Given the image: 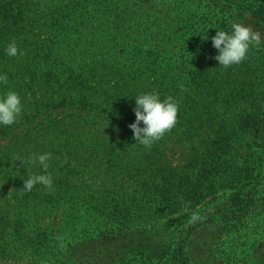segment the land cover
Here are the masks:
<instances>
[{
    "label": "trees",
    "instance_id": "1",
    "mask_svg": "<svg viewBox=\"0 0 264 264\" xmlns=\"http://www.w3.org/2000/svg\"><path fill=\"white\" fill-rule=\"evenodd\" d=\"M246 18L264 38V0H0V73L8 77L0 93L14 89L24 105L14 124L0 126L4 186L21 210L0 212V261L24 264L38 250L28 248L27 228L38 229L37 218L55 207L35 194L42 184L22 189L42 171L26 162L32 153L52 154L48 172L58 193L73 175L101 187L86 209L118 223L97 240L85 234L48 250L35 232L39 255L51 257L41 264H134L130 256L179 263L190 235L208 224L236 232L250 220L253 231H264V46L225 68L211 41L216 28ZM13 39L22 55L5 53ZM150 90L176 98L179 110L175 126L145 147L129 124L135 95ZM207 197L204 214L197 204ZM152 208L170 217L165 224L185 226L182 235L150 242L153 225L145 242L123 243L115 256L94 252L109 244L116 251L123 226L138 221L130 210L149 215Z\"/></svg>",
    "mask_w": 264,
    "mask_h": 264
},
{
    "label": "rangeland",
    "instance_id": "2",
    "mask_svg": "<svg viewBox=\"0 0 264 264\" xmlns=\"http://www.w3.org/2000/svg\"><path fill=\"white\" fill-rule=\"evenodd\" d=\"M196 3H200V0H196ZM242 23L250 25L255 31L260 32L251 18H246ZM79 163L80 162H75L72 165L75 166L76 175L78 177L81 176V163ZM33 167L35 166L33 165L31 169ZM4 182L5 180L0 169V212L21 211L16 207L15 204L17 202L13 199L10 190L4 186ZM100 188L101 187L96 186V184L93 185L91 181H78L74 175L70 183H62V191H60V193H58V189H53L48 192L45 190V186L41 185L38 189L36 186L35 194L37 196L38 194L39 196L41 195L40 200L43 197H46L49 203H55V207L49 209L50 212L47 213L45 219V213L37 218L39 221L38 229L33 230L27 228L29 233H26L25 236L27 241L30 240L28 248L31 247L35 249V247H37L38 250L36 252H34L35 250L33 252L29 250L28 254L24 256L26 260L24 264H41L40 262L46 263L51 259V257H49L50 255H39V248L43 250V247H41V241L34 237L35 232L38 235L43 234L42 238H44L45 241L42 243L45 245V250H48L47 247L62 248L73 241H80L85 234H88V237L97 240L95 236H97L101 230H104L103 228L105 226L108 227V230L111 229V227L117 226L118 223L113 224L114 222L111 221H109V223L101 221V212L98 211L97 207H93L91 210L86 209V202L94 203V197L99 195L98 190ZM210 198L211 197H207L206 200L197 204L198 210H205L204 214H208V210H210L205 204ZM45 203L46 202H44V204ZM33 207L34 205H31V208L29 209H35ZM213 210H215V208H213L211 212H214ZM130 212L132 218L137 214L136 218L138 221L123 226L121 230L124 231V237L119 238L118 243L115 244L116 251H112L114 244H109L108 242H106L109 244L107 245V248L103 247L101 249L100 246L94 251L98 253L99 250H103L104 253H102V258L107 259L112 255L115 256L118 254V249L122 247L123 243H130L133 240L135 241V244L145 242L147 236L150 235V232L146 231V229H150L153 225L158 227L154 231V235L150 237V242L154 243L165 241L166 237H168L167 235L171 231H174L173 233H175L177 237H180L182 235L181 231L185 227L182 224H179V221L174 223L170 221L168 224H165L168 220H171L170 217L160 219L158 216L154 215L156 212L153 208L149 215H144V213L139 214V210L134 209H131ZM150 214L154 215L153 218H148ZM179 214L181 213L176 212L173 213L172 216L177 217ZM50 216L51 219H48ZM128 226L131 227L128 228ZM236 230V232H229L226 229L217 226V224H208L205 227L194 231L190 235L186 244L188 255L182 258L183 261L178 263L174 260L173 263H166L164 260L159 261L158 259H153V262L155 261L156 264H264V231L260 234L253 231L250 220L246 223L240 224ZM31 231L34 232V234H31ZM177 237L175 241H180ZM34 243L36 244L35 246ZM90 244H94V242H90ZM130 258L132 262L134 261V264H141L139 263L140 261L132 259L134 257L130 256ZM0 264L4 263L0 261ZM145 264H149L148 261Z\"/></svg>",
    "mask_w": 264,
    "mask_h": 264
},
{
    "label": "clouds",
    "instance_id": "3",
    "mask_svg": "<svg viewBox=\"0 0 264 264\" xmlns=\"http://www.w3.org/2000/svg\"><path fill=\"white\" fill-rule=\"evenodd\" d=\"M216 29L215 35L211 36V41L213 47L217 49L214 59L219 62V66L227 68L238 64L246 58L251 47L264 46L261 33L245 23L232 21L227 30ZM4 51L10 57L23 54V50L14 39L7 43ZM7 80V75L0 73V85L7 84ZM23 109L24 105L17 91L8 88L0 93V126L14 124ZM178 110L179 101L176 98L168 95L161 99L157 90L144 91L135 95V121L129 124V128L133 131V139L136 143L150 147L175 126ZM51 157L50 152L32 153L27 157L28 164L38 166L42 171L30 173L24 179L22 188L24 191L30 192L37 184L52 190L53 176L48 172ZM18 159L25 164V159Z\"/></svg>",
    "mask_w": 264,
    "mask_h": 264
}]
</instances>
